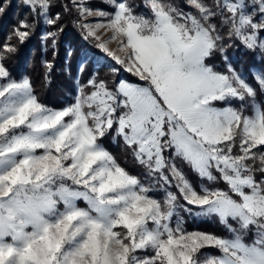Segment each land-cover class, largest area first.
I'll return each mask as SVG.
<instances>
[{
    "label": "snow or ice",
    "instance_id": "snow-or-ice-1",
    "mask_svg": "<svg viewBox=\"0 0 264 264\" xmlns=\"http://www.w3.org/2000/svg\"><path fill=\"white\" fill-rule=\"evenodd\" d=\"M101 3L17 0L0 42V264H264V0ZM67 17L109 62L66 49L51 107L7 62L46 26L50 84Z\"/></svg>",
    "mask_w": 264,
    "mask_h": 264
},
{
    "label": "trees",
    "instance_id": "trees-1",
    "mask_svg": "<svg viewBox=\"0 0 264 264\" xmlns=\"http://www.w3.org/2000/svg\"><path fill=\"white\" fill-rule=\"evenodd\" d=\"M93 3L98 7H104V5L98 1L93 0ZM21 9L17 7V0H12L11 7L8 8L5 14L0 16V42L8 32L11 31L13 25L21 17ZM72 18L67 17L65 19V30L60 37L59 54L56 58V68L51 75V83H47L44 79L45 69L42 61L45 59H52V54L47 49L43 48L41 43V35L43 34L46 26L38 28L36 34L24 45L19 46V52L12 56L8 60V67L13 73V76L22 77L28 75L35 87L36 93L40 96L41 100L51 107H60L70 101L73 95V82L71 77L63 70L65 66V50L66 49H82L87 52L99 54V50L94 47V44L90 41H85L79 30L71 22ZM234 58L240 59V67H247V63L251 62L250 57H239L236 54ZM94 63V62H93ZM71 70L75 73L77 60L75 56L70 60ZM95 64V63H94ZM120 78H128L134 80L130 74L126 72L119 73ZM111 151L117 156L121 155L120 148L113 143H108ZM129 167H132L129 163ZM189 230L193 227H199L201 230L217 231L221 229L213 221H197L193 223L189 221ZM215 252V250H209Z\"/></svg>",
    "mask_w": 264,
    "mask_h": 264
},
{
    "label": "rangeland",
    "instance_id": "rangeland-1",
    "mask_svg": "<svg viewBox=\"0 0 264 264\" xmlns=\"http://www.w3.org/2000/svg\"><path fill=\"white\" fill-rule=\"evenodd\" d=\"M98 1L101 2V0H98ZM87 53H88L89 57L93 59L94 63H97V62H99V63H108L109 62L108 60L105 59V55L106 54L102 53L100 50H99V54H94L92 52H87Z\"/></svg>",
    "mask_w": 264,
    "mask_h": 264
}]
</instances>
